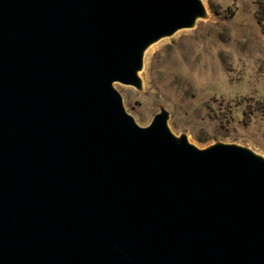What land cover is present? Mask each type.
I'll list each match as a JSON object with an SVG mask.
<instances>
[{
	"label": "water",
	"instance_id": "95a60500",
	"mask_svg": "<svg viewBox=\"0 0 264 264\" xmlns=\"http://www.w3.org/2000/svg\"><path fill=\"white\" fill-rule=\"evenodd\" d=\"M201 0H0V264H264V156L127 113Z\"/></svg>",
	"mask_w": 264,
	"mask_h": 264
},
{
	"label": "rangeland",
	"instance_id": "374dc122",
	"mask_svg": "<svg viewBox=\"0 0 264 264\" xmlns=\"http://www.w3.org/2000/svg\"><path fill=\"white\" fill-rule=\"evenodd\" d=\"M259 0H201L206 14L147 46L140 88L114 82L137 124L158 107L166 125L197 147L233 142L264 156V33ZM264 2V0H262Z\"/></svg>",
	"mask_w": 264,
	"mask_h": 264
},
{
	"label": "trees",
	"instance_id": "16d2710c",
	"mask_svg": "<svg viewBox=\"0 0 264 264\" xmlns=\"http://www.w3.org/2000/svg\"><path fill=\"white\" fill-rule=\"evenodd\" d=\"M254 15H255V20L258 22L260 26V31L264 33V2L262 0H259L257 2Z\"/></svg>",
	"mask_w": 264,
	"mask_h": 264
}]
</instances>
